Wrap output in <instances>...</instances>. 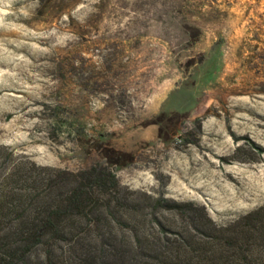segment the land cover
<instances>
[{"label": "rangeland", "instance_id": "rangeland-1", "mask_svg": "<svg viewBox=\"0 0 264 264\" xmlns=\"http://www.w3.org/2000/svg\"><path fill=\"white\" fill-rule=\"evenodd\" d=\"M263 125L264 0H0V251L264 264Z\"/></svg>", "mask_w": 264, "mask_h": 264}, {"label": "trees", "instance_id": "trees-1", "mask_svg": "<svg viewBox=\"0 0 264 264\" xmlns=\"http://www.w3.org/2000/svg\"><path fill=\"white\" fill-rule=\"evenodd\" d=\"M96 171H97L96 169H91L87 172L89 173L88 180L91 179L94 185L96 186L98 185L102 187L105 186V184H109L112 187L116 185V180L114 176L110 175L109 173H105L104 175H102L100 173H96ZM83 195H84L83 192L77 191L76 193H73L71 197H73L74 201L80 202ZM61 211H62L61 207H56L50 212L48 211L44 215L45 217H43L40 223H38L39 225L35 224L36 230L33 231L34 228H32L30 231H28V237L26 238L25 241H27V243L29 241L31 242L29 244L26 243V245L22 247L23 251L18 257H14L13 255L14 253H8L9 249L8 250L3 249L2 251H0V264H25L26 255L36 244L40 243L43 240V237L47 233L46 228L50 226L54 228L55 233H57L59 236H63L64 231L59 223L60 213H62ZM229 239L233 240L232 237H229Z\"/></svg>", "mask_w": 264, "mask_h": 264}, {"label": "bare ground", "instance_id": "bare-ground-1", "mask_svg": "<svg viewBox=\"0 0 264 264\" xmlns=\"http://www.w3.org/2000/svg\"><path fill=\"white\" fill-rule=\"evenodd\" d=\"M11 20H12V19H11ZM10 26H11V25H10ZM68 39H69V38H68ZM69 42H70V41H69ZM7 47H8V46H7ZM15 51H16V50H15ZM229 97H231V95H230ZM232 97H233V95H232ZM232 97H231V98H232ZM236 97H237V96H236ZM237 99H238V98H235L236 101H237ZM233 100H234V99H233ZM233 102H235V101H233ZM257 123H258V122H257ZM259 123H260V122H259ZM260 124H261V123H260ZM263 126H264V125H263ZM239 136H241V135H239ZM243 137H244V136H243ZM239 138H240V137H239ZM235 140H236V139H235ZM221 155H222V154H221ZM221 155H219V156H221ZM227 155H228V154H227ZM232 178H233V177H232Z\"/></svg>", "mask_w": 264, "mask_h": 264}]
</instances>
